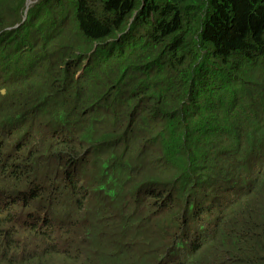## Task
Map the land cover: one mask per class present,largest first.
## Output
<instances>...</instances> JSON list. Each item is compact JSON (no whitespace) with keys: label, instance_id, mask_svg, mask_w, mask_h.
<instances>
[{"label":"trees","instance_id":"16d2710c","mask_svg":"<svg viewBox=\"0 0 264 264\" xmlns=\"http://www.w3.org/2000/svg\"><path fill=\"white\" fill-rule=\"evenodd\" d=\"M12 200L0 264H264V0H0Z\"/></svg>","mask_w":264,"mask_h":264},{"label":"clouds","instance_id":"9594fccd","mask_svg":"<svg viewBox=\"0 0 264 264\" xmlns=\"http://www.w3.org/2000/svg\"><path fill=\"white\" fill-rule=\"evenodd\" d=\"M44 194L46 195V193H44ZM42 199H43L42 196H40L38 198V200H42ZM7 203L8 202H6V203L1 202L0 207L4 206ZM29 204H31V203H29ZM19 205H20V203L16 202L15 200L14 201L12 200L11 204L8 205V206H12L14 208V215H13V218L11 219V210H10V212H7V218L9 219V222H8L9 225L5 227V230L3 228V230L0 231V256L4 255L5 253L7 254L9 248H7L5 251V243H9L10 239L13 238L14 233L17 231L16 228H18L19 226L22 227L20 225L19 221L24 219V214H23L21 208L18 209ZM8 206H6V207H8ZM0 209H3V208H0Z\"/></svg>","mask_w":264,"mask_h":264},{"label":"bare ground","instance_id":"6f19581e","mask_svg":"<svg viewBox=\"0 0 264 264\" xmlns=\"http://www.w3.org/2000/svg\"><path fill=\"white\" fill-rule=\"evenodd\" d=\"M52 185H53V184H52ZM45 186H46V185H45ZM45 186H44V187H45ZM47 186H48V185H47ZM53 187H54V185H53ZM45 189H46V188H45ZM49 189H50V191H51L52 188H49ZM50 191H49V192H50ZM53 191H54V190H53ZM51 192H52V191H51ZM52 193H53V192H52ZM50 195H51V194H50ZM51 196H52V195H51ZM49 198H50V197H49ZM10 199H11V198H10ZM15 201L18 202V200H15ZM47 201H48V200H47ZM45 203H46V202H45ZM9 204H11V201L8 202L7 204H5L4 206H1L0 208H5V207L8 206ZM32 218H33V217H30V218H24V219L20 220L19 223H20L21 226H23V225L29 223V221L32 220Z\"/></svg>","mask_w":264,"mask_h":264},{"label":"rangeland","instance_id":"374dc122","mask_svg":"<svg viewBox=\"0 0 264 264\" xmlns=\"http://www.w3.org/2000/svg\"><path fill=\"white\" fill-rule=\"evenodd\" d=\"M52 163H54V161L52 160ZM32 169H33V167H29V172H31L32 171ZM38 175H40L39 173H38ZM52 175H53V173H52ZM30 176V174H28V177ZM31 177V176H30ZM244 184V183H243ZM243 190H244V188H242ZM83 251L84 252H86L87 251V249L86 248H84L83 247Z\"/></svg>","mask_w":264,"mask_h":264}]
</instances>
